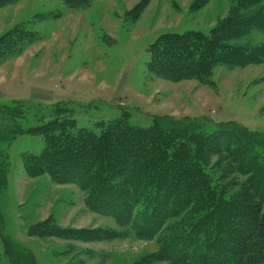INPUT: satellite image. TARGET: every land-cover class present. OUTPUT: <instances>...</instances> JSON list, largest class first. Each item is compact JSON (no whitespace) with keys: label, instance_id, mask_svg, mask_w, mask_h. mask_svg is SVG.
Masks as SVG:
<instances>
[{"label":"rangeland","instance_id":"1","mask_svg":"<svg viewBox=\"0 0 264 264\" xmlns=\"http://www.w3.org/2000/svg\"><path fill=\"white\" fill-rule=\"evenodd\" d=\"M238 1L91 0L71 9L63 0H22L0 9V37L21 25L35 39L0 66V150L10 164L7 191L0 196V264H10L2 234L18 264L23 254L37 264H163L152 261L156 242L139 241L112 218L90 211L77 185L49 175L28 177L22 155H40L45 148L44 138L28 131L56 119L95 133L120 120L165 130L189 122L198 133L228 127L264 152V62L220 66L202 81L177 83L147 71L149 50L160 37L208 34ZM235 45L264 47V33L253 30ZM206 161L226 196L240 191L245 179L225 175L223 157ZM73 230L119 236L82 242L45 235Z\"/></svg>","mask_w":264,"mask_h":264},{"label":"trees","instance_id":"2","mask_svg":"<svg viewBox=\"0 0 264 264\" xmlns=\"http://www.w3.org/2000/svg\"><path fill=\"white\" fill-rule=\"evenodd\" d=\"M21 1L0 0V9ZM63 2L77 9L88 7L91 0ZM24 29L20 25L0 37V66L35 40ZM253 30L264 33V0H239L231 16L208 34L160 37L149 50L148 74L173 83L202 81L216 67L263 63L264 47L235 45ZM13 109L21 112L22 105ZM57 120L28 131L45 142L40 155H22L28 177L49 175L58 183L77 185L90 211L112 218L139 241L156 242L154 262L264 264V152L251 148L236 131L221 127L198 133L189 122H178L170 130L143 129L120 120L102 124L95 133ZM3 154L0 150V196L7 191L10 168ZM208 156L224 158V174L244 177L237 194L226 196L215 183ZM45 235L82 242L119 236L109 230ZM3 240L4 256L18 264ZM22 264L37 263L23 254Z\"/></svg>","mask_w":264,"mask_h":264}]
</instances>
